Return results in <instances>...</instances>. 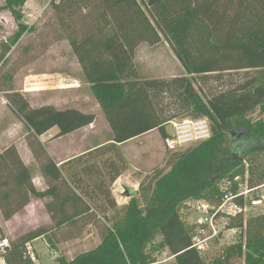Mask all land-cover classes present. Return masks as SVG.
Wrapping results in <instances>:
<instances>
[{
	"label": "trees",
	"instance_id": "obj_1",
	"mask_svg": "<svg viewBox=\"0 0 264 264\" xmlns=\"http://www.w3.org/2000/svg\"><path fill=\"white\" fill-rule=\"evenodd\" d=\"M26 2L5 0L0 6V11L8 8L18 22L13 43H4L0 52V64L31 30L23 22ZM52 5L105 114L113 142L69 161L72 167L66 171V164L59 167L47 155L40 136L54 127L58 133L52 138L72 133L94 123L96 115L52 104L32 107L21 92L7 89L8 106L35 139L29 145L49 185L44 191L36 189L15 145L0 152L3 217L10 219L32 197H50L46 207L60 241L76 238L88 223H101L102 218L101 243L69 264H147L153 258L146 248L157 235L162 236L158 247L176 254L177 264H211L204 252L191 248L194 229L182 220L180 206L192 199L221 198L219 180L237 176L250 154L264 151V116L242 131H231L228 124L259 106L264 111V0H53ZM162 34L187 75L143 79L135 51L143 42L157 44ZM256 70L258 74L251 75ZM240 71L244 78H232ZM197 77L201 83L215 80L222 87L204 98L194 85ZM167 97L171 102L164 106ZM167 106L208 117L213 136L175 154L169 171L153 177L146 188L142 182L139 192L144 205L132 196L118 208L111 185L128 169L118 144L155 129L165 136V123L172 119L165 116ZM74 166L81 168L69 174ZM249 183L255 184L253 178ZM238 185L233 182L232 189L236 191ZM110 211L117 212L112 225ZM248 217L234 223L249 228L246 264H264V213ZM46 232H36L31 239ZM28 240L0 248L6 264H37L28 254ZM228 255L226 261L231 259Z\"/></svg>",
	"mask_w": 264,
	"mask_h": 264
},
{
	"label": "rangeland",
	"instance_id": "obj_2",
	"mask_svg": "<svg viewBox=\"0 0 264 264\" xmlns=\"http://www.w3.org/2000/svg\"><path fill=\"white\" fill-rule=\"evenodd\" d=\"M52 1L27 0L23 7V22L31 30L21 36L8 52L6 61L0 64V152L14 140L18 142L25 140L28 143L31 141L35 143V139L28 133L24 123L8 106L6 98L8 93L6 91L9 88H12L13 91L21 92L28 98L32 107H40L52 101L57 103L58 109L80 107L86 113L97 115L94 131L89 128L83 129L69 138L56 139L49 144V148L58 158L68 155L71 150H87L94 144L106 143L113 137L105 114L94 98L95 95L89 83L84 85L87 81L82 73V67L69 40L65 36V31L56 15ZM4 4L5 0H0V6ZM17 29L18 22L11 11L8 8L0 11V52L5 49L4 43L8 41V44L13 43L12 40ZM135 63L140 77L143 79H171L187 75L184 67L172 50L170 43L163 34L160 42L157 44L152 45L143 42L137 47L135 51ZM257 72V70L251 71V75H257ZM232 74H234L232 78H244V71ZM27 78H30L28 83L30 82L31 84L28 85L31 88V96L22 91ZM56 78L57 81L60 78H81L84 84L71 80L74 81L71 82L73 85L80 86L78 89L81 92H68L70 89H67L66 92H63L65 94L62 93L61 96V92H59L60 87L58 86L60 84L63 85V83L58 84L55 80ZM197 79L199 78L193 79L194 85L204 98H207L213 89H221L222 87L221 83L215 80L205 84ZM82 92H87L91 96H84L81 94ZM59 100L63 101L62 105L61 103L59 104ZM170 102V98H165L164 106L170 104ZM176 107L167 106L165 109V116L172 118L165 123L166 133L172 127V122L182 121L187 118L203 117L197 113L193 114L192 111L182 112ZM263 114V108L259 106L247 116L233 117L228 121L229 129L231 131H242L245 125L256 122L264 116ZM229 135H231L230 132ZM164 137L158 129H155L136 142L122 147L124 155L129 157L127 164L131 167L132 177L138 175L141 179V181L139 179V183L143 182L144 188L153 180V177L169 171L172 163L176 161L174 158L175 154L179 155L182 153L167 151L164 146ZM48 138L50 137H46L43 140L47 142ZM263 176L264 151L250 154L244 162V168L240 169L238 175L219 180L218 187L223 190L233 184V182L242 181L245 183L252 178L254 183H260L264 182ZM121 184L123 183H117L114 186V190H118ZM139 189L138 186L136 198L140 200L141 205H144L141 201ZM151 191L152 189L147 192L151 193ZM191 203L193 202L189 200L180 206V215L186 224L192 220L189 210ZM122 207V205L119 206V208ZM43 208L44 206L33 208L29 218L25 217L14 224L12 223L9 232L1 227L0 238L7 239L8 243L30 239L27 246H31L35 255L34 260L37 264H69L77 255L90 251L101 243V234L104 228L98 225L104 224L102 218L100 219L101 223H88L82 228L76 238L62 242L60 241L61 235L58 230L49 221L48 213L46 219ZM263 213L264 207L254 210L247 217L249 219ZM116 214V211L108 213V218H113L112 221H109V225L113 224ZM0 219H4L1 210ZM248 229L245 226L241 232H238L233 241H224L222 245L210 246L204 252V255L207 256V261L211 262V264H227L228 262L230 264H246V255L250 253V249L247 248ZM47 230L46 236L42 235L38 239L35 238L36 240L33 242L34 239H31L33 234ZM49 237L53 238L54 241L52 243L48 242ZM155 238L160 240L158 242L162 241L161 235H157ZM156 250L161 251V253L167 252L163 254V257L171 253L167 247L157 248ZM3 253L4 251L1 249L0 264H6L2 257ZM227 254L231 256L230 261H226L225 259L227 258ZM219 258L225 262L217 263L215 260ZM169 264L177 263L176 261H171Z\"/></svg>",
	"mask_w": 264,
	"mask_h": 264
},
{
	"label": "built area",
	"instance_id": "obj_3",
	"mask_svg": "<svg viewBox=\"0 0 264 264\" xmlns=\"http://www.w3.org/2000/svg\"><path fill=\"white\" fill-rule=\"evenodd\" d=\"M213 136L211 120L208 117L187 118L182 121L172 122V127L164 137L165 149L172 153L186 151ZM238 179V178H237ZM239 182L238 189L234 191L232 185L224 188L221 198L192 199L190 212L192 220L188 225L194 229L191 248L205 252L212 245H222L224 241H233L238 232L243 229L234 225L241 217L245 220L249 212L264 207V183L250 184ZM156 238L152 240L146 249V253L153 258L147 264H169L176 260V254L164 253L156 250L158 247ZM8 244L7 239L0 238V248ZM155 247V248H154ZM154 248V250H153ZM28 254L35 259L34 252L28 245ZM162 257V258H161Z\"/></svg>",
	"mask_w": 264,
	"mask_h": 264
},
{
	"label": "crops",
	"instance_id": "obj_4",
	"mask_svg": "<svg viewBox=\"0 0 264 264\" xmlns=\"http://www.w3.org/2000/svg\"><path fill=\"white\" fill-rule=\"evenodd\" d=\"M29 79L30 78H27L26 79V83L24 84V89L22 91L25 94L27 93L28 95L31 96V94H32L31 88H29V85H28V84H31L30 82L28 83ZM55 80H56V82H58V84L59 83H63V85L60 84V86H58V87H60L59 88V92H61L60 93L61 96H62V93L63 92H66L67 91V89H70V90H68V92H76V93L77 92H81V90L78 89L80 86H78V85L75 86L71 82L78 81L79 83L81 82L82 84H84L82 82V79L81 78H73V79L72 78H60V79H58V81H57V78H56ZM71 80H74V81H71ZM53 82H55V81H53ZM84 85H87V82ZM25 86H26V88H25ZM54 87H56V86H54ZM67 87H69V88H67ZM63 94H65V93H63ZM81 94L84 95V96H91L87 92H82ZM94 98L96 99L98 105L100 106L97 98L96 97H94ZM60 103L62 105L63 104V101L62 100H59V104ZM47 104H52V105H54V106L57 107V103L52 102V101H50V103H47ZM76 109L83 111V109L80 108V107H78V108L76 107ZM83 112H85V111H83ZM96 123H97V115H96V120H95L94 123H92V124H90V125H88L86 127H83V128H81L79 130H76V131H74L72 133H69V134H66V135H63V136H60V137L52 138L54 135H56L58 133V128L57 127H54L51 130H49L47 133H45L42 136H40L39 141L45 147L47 155L50 158H52L57 163V165L59 167L62 166L63 164H66V166L64 168L67 171L69 168L72 167L71 165H67V163L69 161H75V160L83 157L84 154H86L87 152H89L91 150H94V149H96V148H98V147H100L102 145L112 143L113 141L111 139L113 137L110 140H108L106 143L94 144V145L90 146L87 150H84V149H81L79 151H77V150H71L70 153H68V155H63L60 158H58V157H56L54 155L53 151L49 148V144L52 143V141L53 140H56V139L69 138V137H71V136L79 133L83 129H88L89 128V129H91V130L94 131L95 130L94 126L96 125ZM146 134L147 133H145L143 135H140L138 137H135V138H133V139L127 141V142L118 144L119 149L121 150L122 155L125 158L126 162L129 161V157H127V156L124 155V153L122 151V147L124 145H126V144H129V143H132V142H136L137 140H139L142 137H144ZM46 137H50V138L47 139V142H46V140H43ZM11 145H15L16 146V148H17V150H18V152H19V154H20L23 162L30 169L31 176H32V181H33L36 189L38 191H44V190H46L48 188V185H49L48 184V181H47L46 177L42 173L39 158L35 156V154L33 153L32 149H31V147L29 145V143L27 141H25V140L19 141V142L16 141V140H14L6 148H8ZM5 149H3V150H5ZM73 168H72V170L70 169L71 171L69 170L70 171L69 174H73L74 172L79 171L80 168H81V166H74ZM135 170H137V169L135 168ZM132 176H133V174L131 173V167H129V165H128V169L126 171H124L117 178V180L111 185V191H112L113 197L115 198V200H116V202L118 204V208H119L120 205H122L123 207L125 205H127L129 203V201L131 200L132 196H136V194L138 192V186L140 188V184H141V183H139L140 177L138 175L137 176H134V177H132ZM140 181H141V179H140ZM120 182H122L123 184H121V186L119 187L118 190H114V186L117 183H120ZM50 200H51V198L50 197H47V196L44 197V198L32 197L31 200H30V202L21 211H19L15 215H13L10 219H5V218L2 219V220L0 219V225H1V227L3 229H5L7 232H9L10 231V228H11L10 226H11L12 223L14 224L17 221H20V220L24 219L25 217L29 218L30 213L32 212L33 208H36L38 206L40 208L42 206H44L43 210L45 211L46 219H47V213H48L49 221H51V224H52L51 215L47 211V207H46L47 202L50 201ZM44 235L46 236L47 235V232ZM38 238L39 237H37L36 239H38ZM36 239H34L33 242H35Z\"/></svg>",
	"mask_w": 264,
	"mask_h": 264
}]
</instances>
